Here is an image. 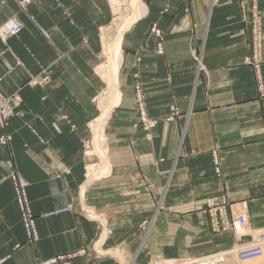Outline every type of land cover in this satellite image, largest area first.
Segmentation results:
<instances>
[{"label": "crops", "instance_id": "obj_1", "mask_svg": "<svg viewBox=\"0 0 264 264\" xmlns=\"http://www.w3.org/2000/svg\"><path fill=\"white\" fill-rule=\"evenodd\" d=\"M58 1L73 24L55 0L30 3L24 12L15 0H0V25L11 16L24 24L18 37L0 40V75L16 60L23 65L0 92L19 90L24 113L0 124V136H11L0 147V264H39L80 248L89 254L72 264H122L119 252L146 264L161 234L177 239V250L200 249L205 236H218L204 213L211 197L244 204L250 228L264 231V97L243 62L249 33L240 20V4L250 0L146 1V13L122 39L121 99L104 129L109 170L89 183L84 141L99 84L92 75L97 28L108 9L104 0ZM258 5L264 11V0ZM153 27L161 33V54ZM38 63L51 68L52 80L31 86L27 71L38 73ZM136 81L148 115L158 119L150 140L137 125ZM171 106L178 115L166 121ZM215 149L221 176L212 165ZM8 159L30 183L35 244L26 240L4 178ZM67 205L69 211L52 214Z\"/></svg>", "mask_w": 264, "mask_h": 264}, {"label": "built area", "instance_id": "obj_2", "mask_svg": "<svg viewBox=\"0 0 264 264\" xmlns=\"http://www.w3.org/2000/svg\"><path fill=\"white\" fill-rule=\"evenodd\" d=\"M15 1L17 3L18 9L24 12L30 3L36 2L38 0ZM55 3L56 6L61 8L65 15L69 18L70 23L73 24L70 13L64 9L58 0H55ZM240 8V20L247 28L249 33V41L247 44L249 53L243 58V62L244 64L251 66L253 69L257 89L259 94L264 97V79L262 72L264 68V11L259 8L258 0H250L249 3H241ZM23 29L24 24L19 19H17V17H8L0 25V40L6 44L8 38L18 37ZM41 32L47 37V34L44 30H41ZM152 32H154L160 39V42L157 44L156 52L161 54L163 52L161 46V33L155 27L152 28ZM83 41L87 42L86 38H84ZM9 50V47L6 46L4 51ZM193 56L198 65L201 66L200 59L195 55ZM17 66H23L19 60H16L14 65L7 67L0 75V83L5 78H8ZM38 66L39 72L36 74H32L27 71L29 76L27 84L31 86H44L52 80L51 68L48 66H43L39 63ZM133 100L137 113V125L145 131L146 138L150 140L152 138V130L158 124V119L152 118L148 115L144 90L142 84L139 81H136L133 85ZM21 104L22 97L19 93V90L14 91L10 95H3L0 92V124L6 125L11 118L23 116L24 113L21 110ZM177 115L178 109L171 106L170 113L167 117H165V120L171 121ZM26 127L42 142L47 144V141L42 140L37 135V132L31 124L26 123ZM10 140V135H1L0 147L8 144ZM84 146H86L85 142ZM211 160L215 175L221 176L223 158L217 149L211 152ZM4 165L7 169V173L4 178L11 182L14 192V199L19 210L20 222L23 227L26 240L35 244L39 239V235L27 192L30 183L16 170L11 159L5 160ZM64 173L67 174L69 171L65 170ZM70 209L71 205H67L63 208L53 211L52 214H60L67 212ZM204 213H206L208 217L209 227L212 233L231 231L236 237L250 236V240L238 246L236 249L232 248V251L217 252L197 258L188 257L185 259H174L171 261H166L162 258H150L147 264H250L264 261V231H256L250 228L244 204L235 205L222 196L211 197L205 201ZM144 224L145 222L140 225L142 229H145ZM16 247H18V245H16ZM91 251L95 256L100 255V253L94 247H92ZM86 254L88 255L89 253L85 249L80 248L70 253L56 255L55 257L45 261H40L39 264H72L71 260L73 258ZM118 255L123 258L126 264H135L134 259L132 258L125 260V257L121 252H119ZM230 256H233L232 262L229 260Z\"/></svg>", "mask_w": 264, "mask_h": 264}, {"label": "rangeland", "instance_id": "obj_3", "mask_svg": "<svg viewBox=\"0 0 264 264\" xmlns=\"http://www.w3.org/2000/svg\"><path fill=\"white\" fill-rule=\"evenodd\" d=\"M107 4L108 9V16L107 20L104 22L102 26H99L97 28V60L96 63L92 69V75L97 78L99 81L98 88L94 90L93 92V98H92V105L93 108L91 111L92 114L89 118V122L87 125H89L90 122H92L98 115L99 110H95V108L99 105V103L103 102L101 100H106V83L99 77L98 74L95 73V69L98 65L101 63H104L106 61V55H105V48L106 45L112 42L118 28L123 23L124 18L127 17L131 10L132 6L130 4L131 0H117L119 5L114 6L112 3L113 0H104ZM147 0H143V2L146 5ZM101 31H100V29ZM118 82H119V76H118ZM120 85V83H119ZM107 124V123H106ZM106 127V125H105ZM105 129V128H104ZM88 136L86 138L85 142V161H86V167L87 165L91 163H99V158L95 155L87 156L86 151L89 149L90 142H91V134L89 132V127L87 129ZM105 131V130H104ZM105 135V132H104ZM106 138V136H105ZM162 202L159 203V206H161ZM154 218L152 219L151 223L153 222ZM150 223V225H151ZM149 225V226H150ZM148 228V227H147ZM159 228V227H158ZM218 235L215 238H207L205 236L204 240H202L200 243L201 247L200 249H183V250H177L173 248L175 240L170 238V235L161 234L158 237L156 248L152 252L151 258H162L166 261H171L174 259H185L188 257L191 258H197L205 255H210L217 252H223V251H232L231 249H236L238 246L248 242L250 240V236L246 237H236L233 232H219V233H213ZM119 259L122 261V264H126L125 261H123L122 257H119ZM230 262L233 261V256L229 257ZM149 261V260H148ZM148 263V262H147ZM146 263V264H147ZM250 264H264L263 262H254Z\"/></svg>", "mask_w": 264, "mask_h": 264}, {"label": "bare ground", "instance_id": "obj_4", "mask_svg": "<svg viewBox=\"0 0 264 264\" xmlns=\"http://www.w3.org/2000/svg\"><path fill=\"white\" fill-rule=\"evenodd\" d=\"M116 8L119 5L117 0L112 2ZM132 10L130 14L124 18L123 23L118 28L112 42L106 45L105 55L106 61L98 65L95 73L106 83V100L95 108L99 110V115L89 123V132L91 134L90 147L86 151L87 156L95 155L99 158V163H91L87 165L85 171V183H89L109 170V161L107 157L106 138L104 128L113 108L119 104L121 99L120 85L118 82L119 69L122 60V39L124 33L135 23L140 17L146 13V5L143 0H131Z\"/></svg>", "mask_w": 264, "mask_h": 264}]
</instances>
